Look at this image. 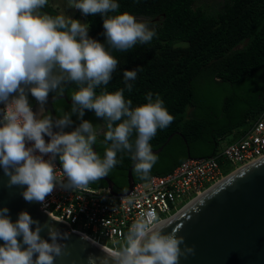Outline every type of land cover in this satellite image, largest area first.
Returning a JSON list of instances; mask_svg holds the SVG:
<instances>
[{"label": "clouds", "instance_id": "9594fccd", "mask_svg": "<svg viewBox=\"0 0 264 264\" xmlns=\"http://www.w3.org/2000/svg\"><path fill=\"white\" fill-rule=\"evenodd\" d=\"M47 4L48 0H0V102L5 104L0 166L9 177L8 186L26 185L22 196L28 202H43L58 183L67 189L83 190L108 176L118 163L117 153L124 151L131 154L133 172L147 179L158 160L149 141L174 117L158 95L153 100L151 92L146 94L147 103L132 107V100H125L124 89L100 94L95 89L106 86L117 69L118 60L108 49L127 52L137 44L150 43L156 32L127 12L108 15L120 7L115 0H69L68 7L84 15L104 17L106 48L88 36L87 24L65 15L42 13ZM139 70L123 72L129 92L133 89L129 81L136 79ZM64 82L78 86L71 92L73 113L83 117L88 109L104 118L107 131L103 157L92 147L98 143L99 126L83 120L74 131L65 133L62 129L72 123L68 114L55 122L50 115L37 118L49 92L58 90L62 94ZM26 90L40 103L41 113H33ZM54 124L60 132L52 131ZM45 134L51 138L47 143ZM26 142H32V146L26 147ZM48 154L50 159H43ZM57 155L63 168L59 178L52 163ZM7 213V208L0 209V240L4 241L0 264H54L65 254L66 245L61 241L68 239V233L48 227V242L39 235V222L27 212H21L15 223ZM33 224L37 225L35 230ZM169 227L171 222L154 212L141 214L128 228L123 244L106 253L104 264H179L181 257L195 255V247L187 245L176 228L166 231ZM18 236L27 245L23 250ZM89 264H95V258L89 257Z\"/></svg>", "mask_w": 264, "mask_h": 264}, {"label": "trees", "instance_id": "16d2710c", "mask_svg": "<svg viewBox=\"0 0 264 264\" xmlns=\"http://www.w3.org/2000/svg\"><path fill=\"white\" fill-rule=\"evenodd\" d=\"M115 2L120 5L119 9L108 15L127 12L134 17L160 18L150 43L137 44L127 52L108 49L118 60L117 69L106 86L95 89L97 94L124 89L125 100L131 99L132 107L147 103L146 94L151 92L153 100L158 95L174 117L168 127L157 129L149 141L152 151L162 146L155 154L158 160L149 177L165 175L187 158L212 157L225 136L236 131L234 140L244 133L264 107V0H226L214 14L194 8V0ZM40 11L59 15L47 5ZM79 14L89 26L88 36L107 48L104 17L84 15L76 9L72 19L77 20ZM138 67L136 79L129 81L133 84L129 92L123 72ZM61 87L64 99L55 100L52 107L57 119L68 114L72 121L62 131H74L83 120L101 127L103 133L92 147L103 157L105 145L102 142L107 131L104 118L88 109L84 110L83 117L73 113V103L65 102L72 101L71 92L78 90V86L74 82H64ZM62 94H58V90L50 91L48 97ZM27 99L31 107V100ZM131 139H135V133ZM56 159L62 167L58 155ZM117 161L105 177L112 183L113 191L119 193L126 188V171L133 161L127 151L118 152ZM133 167L130 172L133 183L149 178L138 177ZM89 186L106 185L100 179Z\"/></svg>", "mask_w": 264, "mask_h": 264}, {"label": "water", "instance_id": "95a60500", "mask_svg": "<svg viewBox=\"0 0 264 264\" xmlns=\"http://www.w3.org/2000/svg\"><path fill=\"white\" fill-rule=\"evenodd\" d=\"M26 92L27 97L32 100L33 113H41L40 103L30 91ZM60 98L64 99V95L48 97L42 106V113L48 112L53 122L55 117L52 103ZM65 103L73 102L69 100ZM3 123L0 113V126H3ZM58 130L60 128L54 124L52 131L56 133ZM169 138L170 136L166 141ZM44 139L47 143L51 138L45 134ZM161 147L153 150V153L157 154ZM52 162L60 173L63 172L56 158ZM133 166L134 162L126 171L124 194H112L115 193L112 183L106 177L101 178L110 195L126 196L130 192L133 185L130 172ZM8 181L9 177L0 166V209H8L6 215L11 222L15 223L21 212H27L34 221L39 222L42 228L39 235L42 239L51 242L48 227L68 233V239L61 241L66 245L65 254L57 257L54 264H89V257L95 258V264H104L106 253L121 246H102L89 237L68 231L64 223L40 211L37 201L28 202L23 198L22 193L26 190V185L9 187ZM200 195L166 219L171 222V227L166 231L170 232L172 228H176L177 235L183 236L187 245L195 247V255H189L187 259L181 257L179 264H264V157L224 176ZM36 226L31 225L32 230H35ZM17 239L22 250L27 247L22 242V236ZM3 244L4 241L0 240V246ZM181 247L183 248V245ZM36 255L33 256L34 260Z\"/></svg>", "mask_w": 264, "mask_h": 264}, {"label": "built area", "instance_id": "2783aa9c", "mask_svg": "<svg viewBox=\"0 0 264 264\" xmlns=\"http://www.w3.org/2000/svg\"><path fill=\"white\" fill-rule=\"evenodd\" d=\"M4 109L5 104L0 102L2 118ZM31 146L32 142H26V147ZM50 157L51 154L44 155L43 159ZM263 157L264 107L244 133L219 147L214 156L186 159L165 175L133 183L126 196H112L106 186L73 190L58 183L43 202H38V208L64 223L68 231L89 237L102 246L122 245L128 228L141 214L154 212L166 220L224 176ZM56 174L58 178L62 176L57 169ZM112 194L121 195L124 191Z\"/></svg>", "mask_w": 264, "mask_h": 264}, {"label": "rangeland", "instance_id": "374dc122", "mask_svg": "<svg viewBox=\"0 0 264 264\" xmlns=\"http://www.w3.org/2000/svg\"><path fill=\"white\" fill-rule=\"evenodd\" d=\"M226 0H194L193 7H200L204 9L209 14H214L219 11L224 2ZM69 0H48L47 6H50L59 15H65L67 17L72 18L75 15L76 9L73 7H68ZM137 21L144 22L148 25L150 30H154L160 24V18H143V17H135ZM77 20L82 24H86L83 16L81 14L78 15ZM243 44L239 45L241 47ZM236 131L224 137L223 140L219 142V147H223L227 142H230L233 139Z\"/></svg>", "mask_w": 264, "mask_h": 264}, {"label": "flooded vegetation", "instance_id": "af4514ba", "mask_svg": "<svg viewBox=\"0 0 264 264\" xmlns=\"http://www.w3.org/2000/svg\"><path fill=\"white\" fill-rule=\"evenodd\" d=\"M28 98V97H27ZM30 99V98H29ZM31 100V99H30ZM31 103H32V100H31ZM31 106H32V104H31ZM52 109H53V107H52ZM53 113H54V117H55V121L57 120V118H56V116H55V112H54V110H53ZM49 116L50 114L48 113V112H44V113H42L40 116H39V118H43V116ZM58 128V127H57ZM63 130V129H62ZM61 131V129L60 130H58L57 132H60ZM97 132H98V136H100L102 133H103V130H102V128L101 127H99L98 129H97ZM56 161H57V159H56ZM59 164V163H58ZM61 167V166H60ZM62 168V167H61Z\"/></svg>", "mask_w": 264, "mask_h": 264}, {"label": "bare ground", "instance_id": "6f19581e", "mask_svg": "<svg viewBox=\"0 0 264 264\" xmlns=\"http://www.w3.org/2000/svg\"><path fill=\"white\" fill-rule=\"evenodd\" d=\"M201 196V195H200ZM187 206V205H186Z\"/></svg>", "mask_w": 264, "mask_h": 264}]
</instances>
